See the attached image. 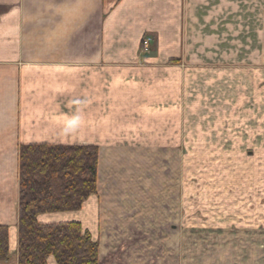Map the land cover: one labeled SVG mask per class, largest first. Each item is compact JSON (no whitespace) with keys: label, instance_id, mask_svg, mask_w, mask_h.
<instances>
[{"label":"crops","instance_id":"obj_1","mask_svg":"<svg viewBox=\"0 0 264 264\" xmlns=\"http://www.w3.org/2000/svg\"><path fill=\"white\" fill-rule=\"evenodd\" d=\"M240 55L248 67L264 61V0H0V224L11 255L21 144H93L102 154L107 134L185 129L187 116H209L219 71ZM96 195L38 219L94 230Z\"/></svg>","mask_w":264,"mask_h":264},{"label":"rangeland","instance_id":"obj_2","mask_svg":"<svg viewBox=\"0 0 264 264\" xmlns=\"http://www.w3.org/2000/svg\"><path fill=\"white\" fill-rule=\"evenodd\" d=\"M240 57L219 71L209 116L107 134L101 264H264V61Z\"/></svg>","mask_w":264,"mask_h":264},{"label":"trees","instance_id":"obj_3","mask_svg":"<svg viewBox=\"0 0 264 264\" xmlns=\"http://www.w3.org/2000/svg\"><path fill=\"white\" fill-rule=\"evenodd\" d=\"M100 148L93 144L19 147L17 264H101L100 244L80 221L42 223L45 213L70 212L99 187ZM11 259L9 227L0 224V264Z\"/></svg>","mask_w":264,"mask_h":264},{"label":"built area","instance_id":"obj_4","mask_svg":"<svg viewBox=\"0 0 264 264\" xmlns=\"http://www.w3.org/2000/svg\"><path fill=\"white\" fill-rule=\"evenodd\" d=\"M151 43H152V38L148 35H146L143 39H142V51L144 53H148L151 51Z\"/></svg>","mask_w":264,"mask_h":264}]
</instances>
